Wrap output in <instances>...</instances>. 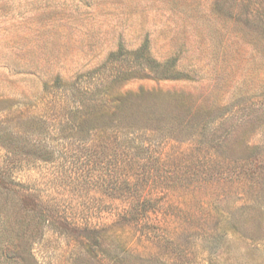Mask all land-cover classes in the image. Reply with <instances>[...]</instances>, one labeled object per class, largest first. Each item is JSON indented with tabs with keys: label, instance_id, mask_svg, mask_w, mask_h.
<instances>
[{
	"label": "rangeland",
	"instance_id": "1",
	"mask_svg": "<svg viewBox=\"0 0 264 264\" xmlns=\"http://www.w3.org/2000/svg\"><path fill=\"white\" fill-rule=\"evenodd\" d=\"M263 29L264 0H0V115L9 113L5 107L10 103L40 111L44 83L55 75L72 80L105 65L121 44L136 49L147 42L158 60L179 57L180 69L189 76L181 81L132 79L123 90L143 88L153 93V101H180L190 116H215L220 105L237 119L253 110L260 119L247 115L222 149L231 152L245 141L250 147L264 145ZM213 145L200 143L191 151L189 144L179 148L170 142L166 150H188L179 163L203 167L207 156L221 151ZM72 151L63 159L64 170L72 164ZM257 152L260 158L242 173L236 168L237 176L193 179L188 188L155 192L153 222L127 229L126 237L138 250L152 248L154 264L174 259V264H264V240L249 236L261 231L264 207L244 209L247 199L264 196V189L257 191L264 182V148ZM57 169L43 164L17 176L73 217L87 216L101 226L112 221L110 211L120 201L111 203V192L88 177L74 180ZM232 218L245 222V237L230 234ZM174 230L181 232L176 243L159 238ZM80 247L70 236L47 230L35 252L43 263L71 264ZM95 249L101 264L107 262Z\"/></svg>",
	"mask_w": 264,
	"mask_h": 264
},
{
	"label": "trees",
	"instance_id": "2",
	"mask_svg": "<svg viewBox=\"0 0 264 264\" xmlns=\"http://www.w3.org/2000/svg\"><path fill=\"white\" fill-rule=\"evenodd\" d=\"M179 64V57L158 60L147 42L136 49L121 44L109 54L105 65L72 80L57 74L46 81L40 111L16 109V103L5 107L9 113L0 115V264H47L35 252L47 230L70 236L80 244L71 264H101L96 246L107 259L103 264H154L152 248L136 249L125 232L153 222L155 192L188 188L193 179L213 180L214 175L218 179L234 177L236 168L242 173L255 157L260 158L257 150L263 149V144L250 147L245 141L231 152L222 149L228 145L234 126L246 121L247 115L260 119L252 116L253 110L237 119L228 114V107L220 105L215 116L211 112L190 116L182 111L180 101H153V93L143 88L139 92L121 88L139 78L187 79L188 72ZM208 124L213 126L210 130ZM170 142L179 148L189 144L191 151L200 143L214 144L221 151L207 156L203 167L182 166L179 162L188 150L168 152ZM71 149L74 159L64 170L63 159ZM43 164L53 165L74 180L88 177L93 185L111 192V203L120 201L117 210L110 211L112 221L101 226L93 225L87 216L73 217L43 191L18 179L20 171ZM263 189L264 182L257 191ZM246 203L244 209L261 210L264 196L256 194ZM231 222L230 234L245 237V222L233 218ZM262 227L256 236L249 235L250 239L264 240ZM180 233L174 230L159 238L176 243ZM170 262L166 264H174Z\"/></svg>",
	"mask_w": 264,
	"mask_h": 264
}]
</instances>
